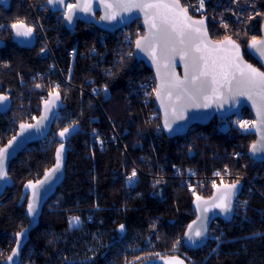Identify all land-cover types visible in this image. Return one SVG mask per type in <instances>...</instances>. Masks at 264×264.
<instances>
[{
    "label": "trees",
    "instance_id": "trees-1",
    "mask_svg": "<svg viewBox=\"0 0 264 264\" xmlns=\"http://www.w3.org/2000/svg\"><path fill=\"white\" fill-rule=\"evenodd\" d=\"M40 27L61 68L58 92L63 108L82 112L68 144L65 176L54 194L44 204L37 226L32 229L21 251L19 264H147L163 255L182 256L187 264H264V163H255L247 155L253 134L230 131L216 133L214 118L208 125H194L183 136L168 138L161 130L160 117L150 104L142 107L130 93L131 83L151 74L135 57L101 76L91 70L81 57L94 44L93 31L78 22L71 32L56 23L46 0H31ZM208 33L212 40L230 37L243 49V57L259 67L245 46L260 37L264 19V0H204ZM184 5L183 0H181ZM251 17V19H249ZM24 20L31 26L33 16L26 0L0 3V95L11 91L15 103L18 76L49 67L50 60L39 56L36 45L21 48L11 41L10 24ZM227 25V28L224 25ZM96 29V28H95ZM36 44V43H35ZM70 50L75 51L70 75ZM95 71V72H94ZM85 77L93 84L109 87L110 97L102 104L105 117L113 121L129 158L121 146L86 148L88 110L82 105L79 86ZM85 102V101H84ZM99 117L104 121L100 112ZM150 115H155L149 119ZM6 119L0 114V147L8 141ZM96 134H108L106 122L92 125ZM57 142L47 151L23 150L10 161L7 175L13 186L0 198V263L9 255L15 236L28 225L25 214L27 187L37 181L54 160ZM140 171L138 183L125 184L124 176L132 169ZM196 170L199 175L227 171L233 177L252 181L255 193L248 200V221L241 225L217 219L223 225V242L209 255L208 244L192 251L182 244L183 232L194 218L193 197L185 185L172 177V169ZM157 176L163 177L159 180ZM209 191L198 196H208ZM72 217L80 218L78 227H70ZM124 225V231L119 230ZM208 249V253L207 250ZM159 254V255H157Z\"/></svg>",
    "mask_w": 264,
    "mask_h": 264
},
{
    "label": "snow or ice",
    "instance_id": "snow-or-ice-1",
    "mask_svg": "<svg viewBox=\"0 0 264 264\" xmlns=\"http://www.w3.org/2000/svg\"><path fill=\"white\" fill-rule=\"evenodd\" d=\"M49 5H64L66 11L64 19L71 22L76 10L91 13L93 0H77L74 4H67L66 0H47ZM104 9L102 21H116L122 19V14H131L133 11L143 13L144 24L147 28L146 34L136 40V48L147 54L157 69V78L160 83L155 89L156 99L160 101L161 108L165 112L164 127L172 131V124L185 118L188 108H209L213 103L218 106L229 102H235L238 97H246L252 101L260 119L261 127H264V71L246 63L240 52V45L230 37L213 44L208 38L207 29L203 19L195 20L188 14V8L181 4V0H100ZM200 8H203L204 0H199ZM251 19V17H249ZM4 27L0 25V28ZM227 28V25H224ZM16 37L31 38L34 27L28 25L24 20H16L10 24ZM250 50L258 54V58L264 65V39L252 37L248 43ZM43 51V49H41ZM179 57L184 64V78L181 79L171 69L174 68L175 58ZM164 69L162 72L161 69ZM40 87V85H36ZM59 86L57 85V88ZM106 90V89H105ZM51 97V93H50ZM57 92L55 97L45 104V111L51 110V104L59 100ZM8 100L6 95H0V105ZM47 119L41 117V121ZM241 128L246 127L249 122L237 121ZM36 125L21 124V134L32 129ZM63 129L59 136L64 138L70 133L71 128ZM259 130V129H258ZM14 136L6 147L0 148V180L7 178L5 161L8 159L9 149L16 141ZM101 143H103L101 141ZM64 145L61 144L56 152V164L54 168L45 173L44 180L37 183L29 182L26 187L32 189V199L28 203V215L34 216L37 211L39 198L38 186H43L62 167ZM253 154L264 153V132L261 139L251 146ZM215 175L219 176L217 172ZM137 176L135 169L127 178L132 182ZM215 188V183L213 184ZM238 190V182L227 185L218 196L210 201L203 200L196 196L195 207L200 215L185 232L187 242L192 246H199L203 243L207 234V213L218 209L225 215L233 211V199ZM80 225L79 217H72L69 220L70 227ZM119 230L124 231V225ZM18 233L17 236H22ZM20 242L17 240V247L7 257L8 264H14L16 257L20 255ZM159 255V254H157ZM164 264H184L178 258L166 259Z\"/></svg>",
    "mask_w": 264,
    "mask_h": 264
},
{
    "label": "built area",
    "instance_id": "built-area-1",
    "mask_svg": "<svg viewBox=\"0 0 264 264\" xmlns=\"http://www.w3.org/2000/svg\"><path fill=\"white\" fill-rule=\"evenodd\" d=\"M185 7L188 8V12L201 19H206L207 12L205 10V3L203 8H200L199 0H184ZM67 4H73V0H67ZM41 9V8H40ZM33 9L32 11H34ZM55 13L56 23H63L64 12ZM33 23L36 24L35 39H36V51L39 56L48 58L50 60L49 67L43 71L33 72L32 74L19 75L17 87L18 91L15 92V103L11 106V110H14L10 115L9 122L6 124V133L11 132V135L16 131L20 124H31L39 115L40 105L47 99L48 94L56 92L57 85L59 86V80H63L61 74V68L57 63L50 44L46 38V35L39 25L37 18V12H32ZM87 29L93 31L94 43L81 53V57L88 62L90 69H93L103 75H110L114 69L124 62L133 58V48L136 39L143 35L144 30L142 29L140 22L135 21L132 24L120 28L114 32L100 31L95 29L91 25L86 24ZM72 32V31H71ZM43 49V51H41ZM70 58V67L68 74L70 75L72 64L75 58V51L70 50L67 54ZM53 77H58L59 80H54ZM66 84H69V77L63 80ZM131 83L130 93L134 100L138 101L139 106L145 107L150 104V97L154 91V79L151 74L144 76L137 82H133L131 79L128 80ZM40 85V87H36ZM80 94V100L82 105L85 103L88 112V122H90L87 130L88 139L86 141V148L89 151V155L95 147L102 148L109 144L114 147L121 146L125 157L129 158L125 147L123 146L120 137L114 129L113 121L105 117L102 109V104L105 100L110 97V90L107 85L104 84H93V80L89 77H85L79 86H73ZM106 89V90H105ZM7 97H10L11 91L6 90ZM85 101V102H84ZM81 111V110H80ZM78 111L74 113L68 108H63V103L59 111L56 113L52 128L49 134L41 141L36 142L33 145H29L25 148L31 152H42L47 153L49 149L57 142L59 132L70 126L78 125L80 121V115L82 112ZM102 113L104 121H101L99 113ZM155 115H150L149 119H152ZM237 121L249 122L246 127L241 128ZM98 122H106L108 125V134H96L92 125ZM254 119L252 115L246 110H242L229 118L216 119L213 123V129L216 133L226 134L230 131H237L242 134H253ZM101 141L103 143H101ZM69 149V144L67 143ZM261 164V163H260ZM263 164V163H262ZM133 169H135L137 176L132 182L128 181V177L131 175ZM174 177L178 180L179 184L185 185L193 195V190L196 196L200 192L211 191L214 189L213 184L216 187L219 184H224L227 181H236L242 183V191L240 196L234 203V210L231 217L227 220H231L235 224L241 225L243 222L248 221L249 218L246 216V212L249 208L248 200L252 194L256 191L252 185V181L247 180L243 177H232L227 172L220 173L219 176L215 175L217 171H213L207 175H199L196 170H191L188 173H181L177 166L173 167L172 170ZM140 171L132 164V169L125 174L124 180L127 185H134L138 183V176ZM226 175V177L224 176ZM177 176V177H176ZM159 180L163 179L161 176H157ZM236 178V180H234ZM194 196V197H196ZM223 225L218 221H213L208 234V244L212 247L209 251V255L215 253L220 248L223 240Z\"/></svg>",
    "mask_w": 264,
    "mask_h": 264
},
{
    "label": "water",
    "instance_id": "water-1",
    "mask_svg": "<svg viewBox=\"0 0 264 264\" xmlns=\"http://www.w3.org/2000/svg\"><path fill=\"white\" fill-rule=\"evenodd\" d=\"M73 1H74V3L77 2V0H73ZM8 2H9V0H0V3L2 5H6ZM46 4H47L48 8L54 13L63 12L65 9L64 5H55V6L49 5L47 0H46ZM64 14H65V12H64ZM188 14L195 20H201V18H197V17L191 15L189 12H188ZM102 15H104V9L100 3V0H93V10L91 13H85V12H80L79 10H76L75 15L73 16V19L71 22H68L63 17V26H64L65 30L70 32V31H73L76 27V24L78 22H80L83 24L91 25L100 31L114 32L120 28H123V27H126V26L132 24L135 21H139L142 29L144 30V33H143V35L139 36L137 39H140L141 37H143L147 32V28L144 24L143 13H140L138 11H133L131 14H127V13L122 14V19L118 18L116 21H111V22L102 21L100 19V17ZM203 20L205 22V27L207 29L208 38L212 41L213 44H217V43H219L225 39L224 38V39L219 40V41L212 40L209 36V33H208V22L206 19H203ZM259 39H264V19L261 21V24H260V37L258 38V40ZM11 41L14 44H16L18 47H21V48H33L35 45V34L33 32V35L31 38L16 37L14 35L13 30L11 29ZM248 43L245 46V50L257 62L259 67L255 66L253 64L252 65L254 67L259 68L261 71H264V65H262L261 61L259 60L258 54H254V50L249 49ZM3 46H4V43H3V41L0 40V48H2ZM240 52H241V55L243 57V49L241 47H240ZM133 56L135 57V59L138 62H140L145 68H147L150 71L151 75L153 76L155 87H154L152 101H153L154 107H155V109H156V111L160 117L161 130L166 137L174 138V137L183 136L187 133L189 128H191L194 125L205 126V125H208L214 118L215 119L229 118V117L235 115L236 113H238L242 110H247L252 115V117L254 119V126H253L254 140L248 146L247 155L250 158V160L255 162V163H264V153L257 152L256 154H253L250 151L251 146L253 144L257 143L258 141H260L261 134H262V132H264V127H261L260 119L257 116L256 109L252 105V101L248 100L246 97H238L235 102H229V103L223 104L222 106H218L217 104L213 103L212 106L209 108H198V109L188 108L184 114L185 118L182 120H178L175 123H173L172 124V131H169L168 129H166L164 127V122H165L164 109L161 108L160 101H158L156 99V95H155V89H156L157 85L160 83V80L157 78L156 66L153 64L152 59L147 54L139 51L136 48V43L134 44V48H133ZM243 60L246 63L251 64L250 62L245 60L244 57H243ZM171 70L174 71L175 74L177 76H179L181 79L184 78V73H185L184 64L178 56L175 58L174 68ZM161 71L163 72L164 69L162 68ZM56 93L57 92L51 93V97H50V94H48L47 99L41 103L39 115L36 118V120L31 123L32 125H36V127L32 128V129H28L27 131L23 132V134H21V129H20L21 124L18 126V130H17L16 134L14 135L17 139L13 143V147L9 149L10 155H9L8 159L5 161L6 171H8V166H9L10 161H12L14 158H16L17 155L20 152H22L28 145L43 140L49 134L51 127H52V124H53V121H54V118H55V115L62 106V97L59 94L60 99L55 100L54 103L51 104V110L50 111H47V112L45 111V104H46V102H49L50 99L54 98ZM10 108H11V101L8 98V100L5 101L4 104L0 105V114H4V113L8 112ZM43 116H46L47 119L41 121V117H43ZM73 131H74V128L72 127L70 130V133L66 134V136L64 138H61L58 135V137H57V143L58 144L54 150L53 164L48 169L44 170L41 177L37 181L33 182L35 184L38 181L44 180L45 173L47 171L51 170L52 168H54V166L56 164L57 149L60 148L61 144H63L64 150L62 153V156H63L62 167H61L60 171L55 173V175L53 177H51L49 179V181H47L43 186H38L39 198H38V204H37V211H36V214L34 216L28 215V203L32 199V189H30V188L27 189V206L25 209V214L28 217V225L23 230H21L19 232V233H23L22 236L18 237L17 234L15 236V244H14L13 249H15L17 247V240L19 239L20 255L15 258L14 264L20 263L22 248L25 246V244L28 241V236H29L30 231L37 226L38 219H39V216L41 214V211H42L44 204L54 194L56 188L62 183V181L64 179V176H65V159H66L67 150H68L67 143H68V140H69ZM12 138H10L6 142V144H4L0 148L6 147L8 145V142L10 140H12ZM234 183H237V182H234ZM231 184H233V183H231ZM227 185H230V184L218 185L217 187H215L211 191V193L208 196H206V197L200 196V197L203 200L210 201L212 197L218 196L223 190H225ZM12 186H13V181L8 175H7L6 179L0 180V198L3 197L5 190L8 188H11ZM241 191H242V183L238 182V190H237L236 195L233 199V210H234V203H235L236 199L240 196ZM195 201H196V197L193 199V203H192V206L194 209V218L192 221H190L187 224V226L183 232V236H182V244L186 248H188L189 250H192V251L200 250L206 245V243L208 241L209 229H210V226H211L213 221H215L217 219H220V220L229 219L233 213V211H232L231 213L225 215L223 213H220L218 209H214V210L210 211L209 213H207L209 220L206 222L207 223L206 237H205L203 243L200 244L199 246H192L189 242H187V239L185 237V232L188 230V225L191 224L194 220H196L197 216L200 215V213L197 212V209L195 207ZM12 250H11V252H12ZM11 252L9 253V255H11ZM7 257L0 264H8Z\"/></svg>",
    "mask_w": 264,
    "mask_h": 264
},
{
    "label": "rangeland",
    "instance_id": "rangeland-1",
    "mask_svg": "<svg viewBox=\"0 0 264 264\" xmlns=\"http://www.w3.org/2000/svg\"><path fill=\"white\" fill-rule=\"evenodd\" d=\"M27 1V4H28V8H29V10L31 11V13L32 12H37V11H40V10H42L44 7L41 5V6H39V7H37L36 8V10H34V11H32L33 9H35V7H33L34 5L32 4V2H31V0H26ZM183 2H184V0H183ZM205 3V2H204ZM182 4V3H181ZM184 7H185V2H184V5H183ZM41 8V9H40ZM205 10H206V6H205ZM32 16H33V14H32ZM207 17V16H206ZM198 18V17H197ZM33 21V20H32ZM32 21H31V26H33L34 27V34L36 35V33H35V30H36V24L35 23H33V25H32ZM43 30V29H42ZM36 45V44H35ZM34 72H37V71H34ZM33 73V72H32ZM32 73H29V75L30 74H32ZM17 82H18V80H17ZM16 90L18 91V87L16 88ZM16 92V91H15ZM154 92V91H153ZM6 94V91L4 92V94L3 95H5ZM9 99H10V97H8ZM151 98H153V93H152V95H151V97H150V100H151ZM10 101H11V99H10ZM11 106H12V101H11ZM246 111V110H245ZM6 127V126H5ZM52 128V127H51ZM5 130H6V128H5ZM9 140V139H8ZM31 145V144H30ZM29 146V145H28ZM262 164V163H261ZM177 168H179V170H180V172L181 173H188V172H183V170L179 167V166H177ZM173 170V169H172ZM224 172H227L226 170H224L223 171V173ZM172 174H173V172H172ZM229 174V173H228ZM225 177H226V175H224ZM232 176V175H231ZM172 177H174V174H173V176ZM177 177V176H176ZM233 177V176H232ZM237 177H241V176H237ZM236 177V178H237ZM175 178V177H174ZM236 178H234V180H236ZM177 180V179H176ZM178 181V180H177ZM234 182H236V181H232V182H230V181H227V182H224V184H231V183H234ZM219 185H221V184H219ZM206 192V191H205ZM192 197L193 198H195L194 197V195H192ZM209 249H211L212 247H208ZM206 250H207V253H208V249L206 248ZM173 257H175V258H178V259H180V260H183L184 261V264H187V262L185 261V259L181 256H178V255H173V254H167V255H163V256H160V257H158V258H155V259H153L150 263H147V264H164V261L166 260V259H171V258H173Z\"/></svg>",
    "mask_w": 264,
    "mask_h": 264
},
{
    "label": "bare ground",
    "instance_id": "bare-ground-1",
    "mask_svg": "<svg viewBox=\"0 0 264 264\" xmlns=\"http://www.w3.org/2000/svg\"><path fill=\"white\" fill-rule=\"evenodd\" d=\"M74 2V1H73ZM74 4V3H73ZM63 24V23H62ZM95 28V27H94ZM94 46H96L97 45V43H94L93 44ZM92 71H93V69H91ZM95 72V71H94ZM15 100H16V98H15ZM13 103V102H12ZM10 110L11 109H9V111L8 112H6V113H4V114H1V115H3V116H5V119H6V124L9 122V118H10V115L13 113V111L14 110H12L11 112H10ZM40 111V110H39ZM5 124V125H6ZM6 128V127H5ZM17 130H18V128L16 129V131L11 135V132H5L6 130H4V134H5V136L6 137H8L9 139L10 138H12L15 134H16V132H17ZM33 144H35V143H33ZM33 144H31V145H33ZM25 150V149H24Z\"/></svg>",
    "mask_w": 264,
    "mask_h": 264
}]
</instances>
